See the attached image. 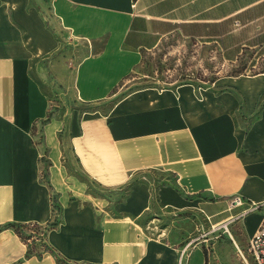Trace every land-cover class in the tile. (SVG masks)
<instances>
[{
  "label": "crops",
  "instance_id": "0c3cea01",
  "mask_svg": "<svg viewBox=\"0 0 264 264\" xmlns=\"http://www.w3.org/2000/svg\"><path fill=\"white\" fill-rule=\"evenodd\" d=\"M173 33L236 62L264 49V0H0V264H176L186 246L124 223L150 207L134 178L172 183L184 195L162 186L160 203H187L211 226L255 232L264 206L243 210L264 202V71L198 91L129 80ZM86 179L112 197L128 187L115 221L62 207L59 187ZM53 196L58 224L27 255L15 228L45 226ZM204 260L194 247L185 264Z\"/></svg>",
  "mask_w": 264,
  "mask_h": 264
},
{
  "label": "rangeland",
  "instance_id": "374dc122",
  "mask_svg": "<svg viewBox=\"0 0 264 264\" xmlns=\"http://www.w3.org/2000/svg\"><path fill=\"white\" fill-rule=\"evenodd\" d=\"M259 71H264V49L247 52L241 59L230 63L221 57L213 42L184 39L173 33L162 39L154 49L143 54L141 62L129 80H135L140 86L158 88L191 84L198 91L199 88L212 86L218 78L251 76ZM117 98L112 100L115 101ZM72 160L75 163L73 158ZM86 182V185L79 184L76 180L72 185L64 182L59 187L61 193L59 201L62 207L82 209L84 204H91L95 218L104 214L106 221H115L108 213L113 209L115 201L125 200L128 196V187L123 186L116 190L118 194L112 197L108 189L97 186L92 180L86 179ZM132 182H144L148 185L150 207L135 217V220L124 219V223L132 224L145 239L164 240L167 243L179 244L173 245L177 247L186 246L183 249L185 252L183 264L187 253L194 247L202 250L204 264H245L238 254V249L245 247L247 239L237 224L228 225L226 229L221 226L213 230L205 217L196 209L187 206V203L183 202V205L179 202L160 203L156 189L162 186L168 185V191L176 198L184 195L180 188L165 179L134 178ZM52 200V206L60 212L56 197L53 196ZM30 228V226L17 228L21 234L15 230L24 244ZM34 252H36L34 246H27V255Z\"/></svg>",
  "mask_w": 264,
  "mask_h": 264
},
{
  "label": "built area",
  "instance_id": "2783aa9c",
  "mask_svg": "<svg viewBox=\"0 0 264 264\" xmlns=\"http://www.w3.org/2000/svg\"><path fill=\"white\" fill-rule=\"evenodd\" d=\"M160 90H164L167 88L160 87ZM241 198L235 197L233 201V205H241ZM264 206V202L262 203H250L243 212L249 211H257L260 210ZM59 220V214L57 209L53 210L52 216L49 219V222L45 226H30V230L28 231L27 236L25 237V245L30 247L34 246L36 252L34 254L39 253L43 250L42 241L45 235L46 230L53 229L57 226ZM223 227L226 229L227 224H221L220 226H211V228L217 229L219 227ZM26 228V227H24ZM37 246L39 249H37ZM238 254L240 255L242 261L245 264H264V217L261 219L259 226L255 230V232L247 239L246 245L243 249H238ZM185 260V252L184 250L180 251L179 257L177 259L176 264H183Z\"/></svg>",
  "mask_w": 264,
  "mask_h": 264
},
{
  "label": "trees",
  "instance_id": "16d2710c",
  "mask_svg": "<svg viewBox=\"0 0 264 264\" xmlns=\"http://www.w3.org/2000/svg\"><path fill=\"white\" fill-rule=\"evenodd\" d=\"M8 226H10V227H14L12 224H8ZM24 227H25V226L20 225V226L16 227L15 230H16V232H18V234H21V233H20V230L18 231L17 228H18V229H21V228H24Z\"/></svg>",
  "mask_w": 264,
  "mask_h": 264
}]
</instances>
